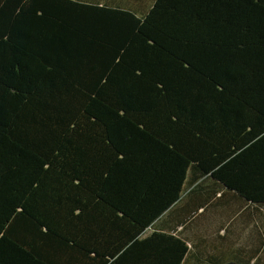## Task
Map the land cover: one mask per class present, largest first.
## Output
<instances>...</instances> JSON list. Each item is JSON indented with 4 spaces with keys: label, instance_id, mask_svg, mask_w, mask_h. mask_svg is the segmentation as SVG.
Segmentation results:
<instances>
[{
    "label": "trees",
    "instance_id": "trees-1",
    "mask_svg": "<svg viewBox=\"0 0 264 264\" xmlns=\"http://www.w3.org/2000/svg\"><path fill=\"white\" fill-rule=\"evenodd\" d=\"M0 264H264V0H0Z\"/></svg>",
    "mask_w": 264,
    "mask_h": 264
},
{
    "label": "crops",
    "instance_id": "crops-1",
    "mask_svg": "<svg viewBox=\"0 0 264 264\" xmlns=\"http://www.w3.org/2000/svg\"><path fill=\"white\" fill-rule=\"evenodd\" d=\"M192 193H190L188 196H187V198H190V195H191ZM187 200V199H186ZM188 201V200H187ZM197 237V236H196ZM197 243H198V241H197ZM195 246L197 247L198 245H196V243H195ZM196 250V249H195Z\"/></svg>",
    "mask_w": 264,
    "mask_h": 264
}]
</instances>
